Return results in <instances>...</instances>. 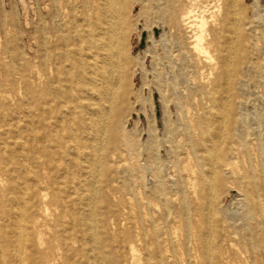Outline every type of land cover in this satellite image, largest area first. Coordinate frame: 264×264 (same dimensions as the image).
I'll use <instances>...</instances> for the list:
<instances>
[{"label": "rangeland", "instance_id": "obj_1", "mask_svg": "<svg viewBox=\"0 0 264 264\" xmlns=\"http://www.w3.org/2000/svg\"><path fill=\"white\" fill-rule=\"evenodd\" d=\"M57 1L61 5L65 2L69 4L68 7L61 8V16L57 19L55 31L57 35L64 34L68 38L63 48L68 49L70 53L68 61L59 63V80L62 88L71 82L73 99L85 105L86 82L81 72L77 71L76 62H81L82 68L88 71V63L92 61L98 63L100 59V46L97 42V28L101 25L99 0ZM260 1L238 0L233 5L235 7L232 11L227 9V0H196V2L189 0L191 4L186 0L185 3H188L186 5L189 9L193 8L195 15L203 17L206 15L204 20L208 24H205L203 29L205 32L207 29L208 32L211 28L220 27L221 22L230 20L234 12L238 15L241 24L252 22L253 25L258 26L260 19L264 18L263 2ZM117 3L118 7H115L117 16L115 14L113 19L116 41L112 43L110 51L116 52L120 57L118 60L123 67L122 80L112 99L113 118L107 123L101 145L103 166L97 197V207L103 219L102 236L107 244L106 257L111 258L116 264H145L147 251L142 243L136 242L135 235L138 230V214L140 213L145 219L144 214L149 211L148 205L144 203L146 198L139 188L140 174L136 166L139 164L143 168H148L152 163V167L156 165L164 178L163 191L156 188L148 192L151 193L148 196L149 202L153 201L158 205V208L155 207L154 219L160 231L163 257L167 253H174L176 264H186L187 256L181 242L185 239L186 231H189L193 241L194 227L202 223L197 207L202 203L199 193L204 186L190 145L198 144L199 131L195 125L196 119L209 107L210 94L217 90L215 78L218 68L214 66L217 52L213 45L205 43L207 40L202 42L205 50L200 52H186L184 49L169 52L165 44L159 40H149L143 51L135 52L132 48L136 42L137 45L139 44L138 39L142 29L148 30L165 22V0H117ZM48 12L49 0H0V157L3 155L4 141L9 136L8 133H11L10 141L15 140L23 144L21 150L23 155L34 135L37 142L51 150L49 173H52V181L65 184V175L57 165L61 158L57 153L66 148L68 129L66 126L62 129L58 128L55 112L50 113L44 105L47 98L43 92L45 84L39 26L42 19L51 22ZM246 32L249 37L246 45H253L252 52L260 56L264 51V39L257 28ZM190 34L189 31L187 36ZM187 41H190V38ZM77 51L81 52L80 57L76 55ZM236 53L234 63L237 70H240V62L250 57L241 44L238 45ZM177 54V58L169 60L168 55L171 58V55ZM192 62L195 64L193 65ZM261 64H264V60ZM255 70L239 72L233 79L232 111L237 117V123L234 131L225 130V143L221 148V155L227 154L228 157H232L230 161L235 163L227 166L228 168L222 163L219 164L223 188L218 189V195L221 197L217 206H214L216 215L219 213L215 218L216 226L223 231L224 241L234 244L229 251L230 264H240L246 254L240 249V235H235L231 228L233 216L227 214V210L235 206V195L230 194L229 167L236 172L241 168L242 173L248 169L247 161L250 159L255 165L256 176L264 173V124L262 123L264 68L257 72ZM156 93L159 94L166 119H171L172 122L173 134L170 143L167 141V136L160 133L162 126L156 124L158 130L154 126L152 102ZM239 100L243 104L241 108H239ZM183 117L184 120L181 121L180 118ZM156 122L160 123V119ZM149 136L156 139L153 146L148 143ZM16 153L18 157V152ZM236 155L238 159L234 158ZM11 168H14L13 165L10 166ZM20 171H16L19 178L11 182L12 187L18 183L22 185L24 174ZM169 172L174 174L178 184L176 182L171 186L167 183ZM14 173L11 172L7 176L10 177ZM237 177L235 176L234 179L237 180ZM180 181L181 186L185 187L188 211L186 217L178 215V206L183 198V194L179 191ZM258 184H261L260 179ZM8 186L9 181L5 179V175H0V200L3 202L9 196ZM46 192L49 198L51 195L49 187L46 188ZM164 192L168 195L170 206L177 212L171 214L168 219L162 210L165 207L162 196ZM17 207L22 210V203L20 202ZM56 213L53 205H49L47 211L41 213L40 222L44 224L43 230L55 229ZM4 217L5 214L0 213V218L4 219ZM165 236H170L174 241L175 246L170 251H166L169 245L164 241ZM47 238L48 235H42L41 239L44 242ZM261 239L259 234L255 259L259 263H264ZM132 246L136 251L132 250ZM68 254L75 263L79 262L80 258L72 250H69ZM162 264L171 263L165 257Z\"/></svg>", "mask_w": 264, "mask_h": 264}, {"label": "bare ground", "instance_id": "obj_2", "mask_svg": "<svg viewBox=\"0 0 264 264\" xmlns=\"http://www.w3.org/2000/svg\"><path fill=\"white\" fill-rule=\"evenodd\" d=\"M185 1L165 0V22L148 30L142 29L138 40L140 42L142 39L144 44L139 47L136 42L132 49L135 52L143 51L149 40L163 42L169 52L179 51V49H184L186 52H200L205 50V45L203 46L202 43L205 40H207L205 42L207 45L211 44L215 47L217 56L214 66L218 68L215 78L217 90L210 94L209 107L196 119L195 125L199 131L198 144L191 143L190 145L196 167L199 169L204 183L203 189L199 193L202 203L197 207L202 223L200 226L194 227L193 241H191L189 231H186L185 239L181 244L187 256L186 264H230L229 251L234 244L224 241L223 231L216 226L215 218L219 213L216 215L217 211L215 212L214 206H217L221 197L217 191L219 188H223V177L220 175L219 164L222 163L228 168L227 166L235 163L230 161L232 157H228L227 154L221 155V148L225 143V130L234 131L237 123V117L232 111L234 77L245 70L256 69L257 72L264 68V64H261L264 60V51L261 52L262 56H257L252 52L254 46L246 45V42L249 41L246 31L250 32L257 28L264 39V18L260 19L258 26L253 25L252 22L241 24L238 15L234 12L231 14L230 20L220 23V27L211 28L208 32L206 29L205 32L203 26L206 24V20H204L206 15L204 13V17L195 15L193 6L191 5L192 9L187 7L189 0L186 2L187 5ZM237 1L227 0L228 11H232V8L235 7L233 5ZM261 2H263L264 9V1ZM117 4V0H99L101 25L99 24L100 26L97 28V42L100 46L98 63L89 62L88 71H85L81 62H76L77 71L81 72L80 74L86 82L84 94L87 95V103L82 105L81 101L77 102L73 99L74 92L71 91L73 90L70 86L71 82L69 83L68 80L69 84L62 88L59 80V63L68 61L70 53L68 49L63 48L68 38L64 34L57 35L55 31L57 19L61 16V8L68 7L69 4L65 2L61 5L57 0H49L48 14L51 17V22L48 23L42 19L39 26L45 84L43 92L47 98L44 105L50 113L55 112L57 127L62 129L66 126L68 129L66 148L57 153L59 158L61 157L57 165L63 171L66 182L63 184L60 181H52V173H49L51 150L37 142L34 135L23 155L21 152L23 144L15 140L10 141L12 137H10L11 133H8L9 136L4 141L3 155L0 157V175H5V179L9 181L7 187L9 196L4 202L0 200V213L5 214L4 219L0 218V264H116L111 258L107 259L106 257L105 247L107 244L102 236L101 221L103 219L102 213L97 207V197L100 191V176L103 166L101 145L107 123L113 118L112 99L122 80L123 67L118 60L120 57L116 52L110 51L112 43L116 41L114 40L113 19L115 14L117 16ZM189 31L191 34L187 36ZM188 38L190 41H187ZM240 44L250 58L241 61L240 70H237L234 62L237 47ZM76 55L80 57L81 52L77 51ZM177 56L178 54L171 55L170 58L168 55V58L169 60L175 59ZM209 58L212 59V57ZM192 64L194 65L195 62ZM238 103L241 108L242 101L239 100ZM152 111L155 115V128L156 124L162 126L160 133L166 135L169 142L172 140L173 134L172 122L171 119H166L157 93L153 98ZM157 119H160V123L156 122ZM180 120L183 121L184 117ZM262 123L264 124V118ZM52 139L54 140V138ZM155 140V137H148V143L152 146ZM164 147L168 148V146ZM16 152H18V157ZM234 158L238 159V156L236 155ZM247 164L248 169L242 173L241 168L236 172L235 169L229 167L231 171L230 194L234 193L235 195V206L229 208L227 214L233 216L231 228L235 235H240V249L246 254L244 261L240 264H264L255 259L259 234L264 249V173L262 172L257 177L255 165L250 159ZM11 165L14 168L10 169ZM20 170L24 174L22 185L16 183L17 185L12 187L11 182L13 180L15 182L19 178L16 171ZM136 170L140 174L138 177L140 178L139 188L146 198L144 203L148 205L149 211L144 214L145 219L140 213L138 214V230L135 235L136 242L142 243L147 251L145 264H162L165 257L171 264H176L174 253H167L168 255L163 257L160 231L154 219L155 207L158 208V205L153 201L149 202L148 198L151 194L148 192L151 190L159 188L163 191V175L156 165L152 167V163L148 165V168H143L138 164ZM11 172L15 173L8 177L7 175ZM171 173H168L166 181L172 186L176 182L178 184V181ZM235 176H238L237 180L234 179ZM259 179L260 185L258 184ZM181 184L180 181V186ZM195 186L194 184L193 188ZM47 187L51 190L49 198H47ZM179 191L183 194V198L178 206V215L186 217L188 211L185 187L181 186ZM162 196L165 204L162 210L168 219L171 214L177 212L170 206L168 195L164 192ZM20 202L23 206L22 210L17 207ZM49 205H53L57 211L54 215L56 223L54 230L48 228L45 231L43 230L44 224L40 222L41 213L46 212ZM42 235H48L44 242L41 239ZM123 239L124 237L122 241ZM164 241L166 245H169L166 251L174 248L175 244L170 236H165ZM69 250L78 255L79 262L73 261V258L68 254ZM132 250L136 251L134 246H132Z\"/></svg>", "mask_w": 264, "mask_h": 264}, {"label": "water", "instance_id": "obj_3", "mask_svg": "<svg viewBox=\"0 0 264 264\" xmlns=\"http://www.w3.org/2000/svg\"><path fill=\"white\" fill-rule=\"evenodd\" d=\"M143 44H144V41L141 39L140 42H139V44H138V46H139V47H142Z\"/></svg>", "mask_w": 264, "mask_h": 264}]
</instances>
